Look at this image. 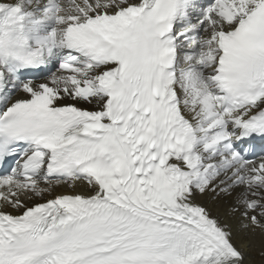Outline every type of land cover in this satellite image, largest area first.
<instances>
[{"label": "snow or ice", "instance_id": "obj_1", "mask_svg": "<svg viewBox=\"0 0 264 264\" xmlns=\"http://www.w3.org/2000/svg\"><path fill=\"white\" fill-rule=\"evenodd\" d=\"M0 264H264V0H0Z\"/></svg>", "mask_w": 264, "mask_h": 264}]
</instances>
